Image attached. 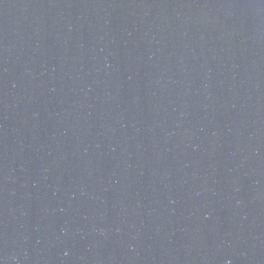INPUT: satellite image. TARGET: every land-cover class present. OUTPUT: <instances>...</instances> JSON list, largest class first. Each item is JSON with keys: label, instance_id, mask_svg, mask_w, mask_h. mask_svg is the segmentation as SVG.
Returning a JSON list of instances; mask_svg holds the SVG:
<instances>
[{"label": "water", "instance_id": "obj_1", "mask_svg": "<svg viewBox=\"0 0 264 264\" xmlns=\"http://www.w3.org/2000/svg\"><path fill=\"white\" fill-rule=\"evenodd\" d=\"M0 264H264V0H0Z\"/></svg>", "mask_w": 264, "mask_h": 264}]
</instances>
